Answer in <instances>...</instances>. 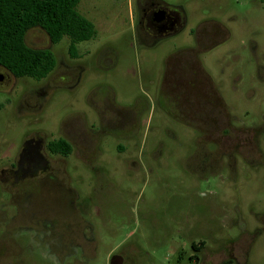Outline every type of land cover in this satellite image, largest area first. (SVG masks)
I'll return each instance as SVG.
<instances>
[{
    "label": "rangeland",
    "instance_id": "1",
    "mask_svg": "<svg viewBox=\"0 0 264 264\" xmlns=\"http://www.w3.org/2000/svg\"><path fill=\"white\" fill-rule=\"evenodd\" d=\"M166 1L184 8L186 27L146 48L134 29L135 0L133 16L127 0H79L77 10L93 23L95 35L76 44V57L69 55L67 37L52 44L36 29L26 34L27 42L43 40L57 61L45 78H19L16 83L18 93L22 86L47 84L48 94L40 108L21 115L18 105L17 111L15 108L19 98L0 93V102L11 99L0 108V156L16 152L29 132L56 135L63 121L77 126L85 122L98 129L95 107L106 95L115 108L143 103L135 133L98 136V151L92 152L90 164L95 168L68 158L66 171L78 198L76 211L65 210V229L72 231L83 251L66 258L60 254L61 264H109L113 254L123 256L122 264H189L190 243L199 233L206 234L210 248H215L216 240L232 239L243 222L250 227L254 220L249 216L250 205L257 212L264 206V183L259 179L240 181L225 170H196L190 157L192 131L164 113L157 102L158 77L150 71L179 44L195 40L190 29L212 22H223L229 35L206 52L210 73L218 74L221 68L254 69L252 43L259 59L264 53V0ZM36 99L38 102V95L33 94L27 100ZM6 201L7 194L0 186V234L16 237L17 227L27 223L25 214H18L12 226L4 224L13 211L4 205ZM58 211L59 204L50 201V218ZM30 213H44V208ZM83 219L89 227H84ZM83 230L88 241L80 236ZM17 238L23 239V234L18 233ZM10 243L9 236L0 237V264H59L50 256L41 257L40 251L23 248L20 252ZM247 264H264V234L254 239Z\"/></svg>",
    "mask_w": 264,
    "mask_h": 264
},
{
    "label": "flooded vegetation",
    "instance_id": "2",
    "mask_svg": "<svg viewBox=\"0 0 264 264\" xmlns=\"http://www.w3.org/2000/svg\"><path fill=\"white\" fill-rule=\"evenodd\" d=\"M135 6L134 29L146 48L157 46L186 27L187 15L181 5L170 4L166 0H135ZM31 29H36L40 36L49 40L41 28ZM26 34L24 40L28 46L49 48L43 40H39V44L27 42ZM189 34L194 36V41L179 44L159 60L156 69H150L158 77L155 85L157 102L169 118L187 125L192 131L190 157L198 172L225 170L236 180L254 178L264 183V53L259 59L257 46L252 43L254 69L221 68L218 74H211L206 67V52L225 40L229 30L223 22L201 23L190 29ZM220 34L219 40H214V36ZM0 75V93L19 98L15 104L16 111L18 105V113L23 115L40 108L48 94L47 84L22 86L18 93L16 83L19 78L25 77H16L1 65ZM225 92L233 95L229 97ZM33 94L38 95V102L37 99L35 102L27 100ZM4 102H0V108L4 107ZM142 108L141 101L131 108H115L106 95L95 107L98 129L88 127L85 122L77 126L63 121L56 135L29 132L16 152L2 154L0 186L7 194L4 205L13 207L4 224L10 226L21 212L25 214L24 222L27 223L17 227L16 237L7 232L0 237L9 236L15 250L22 252L23 248H32L40 251L41 257L50 256L59 264L62 261L60 254L66 258L72 256V252L83 251L82 244L74 241L72 231L65 229V210L76 211L78 198L66 171L68 158L75 157L92 164V152L98 151V136L112 133L127 137L135 133ZM60 141L69 145L68 153L53 149V145ZM50 201L59 204L55 218L49 216ZM43 208L44 213H30L32 209ZM238 214L241 215V212L238 211ZM249 216L254 219L249 228L243 222L232 239L216 240L218 244L215 248H210L206 234L199 233L197 239L190 243L189 264H247V254L254 239L264 234V206L257 212L250 205ZM81 222L84 227H89L86 219ZM18 233L23 234V239L17 238ZM80 236L84 241L89 240L85 230Z\"/></svg>",
    "mask_w": 264,
    "mask_h": 264
},
{
    "label": "trees",
    "instance_id": "3",
    "mask_svg": "<svg viewBox=\"0 0 264 264\" xmlns=\"http://www.w3.org/2000/svg\"><path fill=\"white\" fill-rule=\"evenodd\" d=\"M79 0H0V65L16 77L45 78L56 66L51 48L37 49L25 43L31 28H41L52 44L69 39L68 52L76 57V44L94 37L93 23L82 16ZM53 149L68 153L63 141Z\"/></svg>",
    "mask_w": 264,
    "mask_h": 264
},
{
    "label": "water",
    "instance_id": "4",
    "mask_svg": "<svg viewBox=\"0 0 264 264\" xmlns=\"http://www.w3.org/2000/svg\"><path fill=\"white\" fill-rule=\"evenodd\" d=\"M1 79V75H0ZM123 263V257L120 254H113L111 255L109 259V264H122Z\"/></svg>",
    "mask_w": 264,
    "mask_h": 264
},
{
    "label": "crops",
    "instance_id": "5",
    "mask_svg": "<svg viewBox=\"0 0 264 264\" xmlns=\"http://www.w3.org/2000/svg\"><path fill=\"white\" fill-rule=\"evenodd\" d=\"M127 1H128L129 8L131 10V15L133 16V7H132L133 0H127Z\"/></svg>",
    "mask_w": 264,
    "mask_h": 264
}]
</instances>
